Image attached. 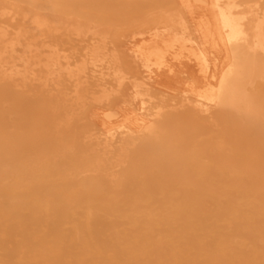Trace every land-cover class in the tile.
Wrapping results in <instances>:
<instances>
[{"label":"bare ground","instance_id":"obj_1","mask_svg":"<svg viewBox=\"0 0 264 264\" xmlns=\"http://www.w3.org/2000/svg\"><path fill=\"white\" fill-rule=\"evenodd\" d=\"M0 264H264V0H0Z\"/></svg>","mask_w":264,"mask_h":264}]
</instances>
